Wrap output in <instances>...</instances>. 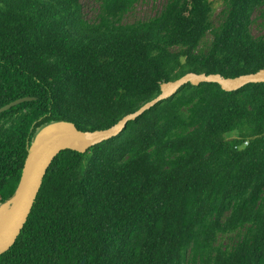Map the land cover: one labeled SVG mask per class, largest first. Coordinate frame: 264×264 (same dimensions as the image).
Listing matches in <instances>:
<instances>
[{
    "label": "trees",
    "instance_id": "1",
    "mask_svg": "<svg viewBox=\"0 0 264 264\" xmlns=\"http://www.w3.org/2000/svg\"><path fill=\"white\" fill-rule=\"evenodd\" d=\"M140 1L99 0L89 20L80 0H0V109L33 98L0 113V207L47 125L112 129L187 73L264 69V0H224L218 25L213 0L125 23ZM0 264H264V82L186 84L118 136L61 151Z\"/></svg>",
    "mask_w": 264,
    "mask_h": 264
},
{
    "label": "water",
    "instance_id": "2",
    "mask_svg": "<svg viewBox=\"0 0 264 264\" xmlns=\"http://www.w3.org/2000/svg\"><path fill=\"white\" fill-rule=\"evenodd\" d=\"M214 82L219 83L226 91L232 92L249 83L264 82V69L235 78H227L221 74L187 73L177 80L164 83L157 98L146 103L139 111L129 115L112 129L83 132L74 123L66 121L54 122L41 129L29 148L17 192L6 203L12 204V214L0 233V255L13 246L22 232L42 186L47 169L61 151L71 149L85 152L92 146L121 134L127 129L130 122L145 114L157 103L176 94L182 86L189 83L200 85ZM32 99L31 97H24L15 100L2 107L0 113Z\"/></svg>",
    "mask_w": 264,
    "mask_h": 264
},
{
    "label": "rangeland",
    "instance_id": "3",
    "mask_svg": "<svg viewBox=\"0 0 264 264\" xmlns=\"http://www.w3.org/2000/svg\"><path fill=\"white\" fill-rule=\"evenodd\" d=\"M83 6L84 15L89 20H94L99 12V0H80ZM168 0H143L138 2L134 9L127 13L124 17L125 23H132L138 20H146L159 14L164 8ZM214 1V13L212 19L216 25L221 21L223 10L225 8L224 0ZM260 13L254 14L255 22L252 25V33L255 37H259L264 34V19L259 17ZM212 35L209 34L207 40H210ZM230 237H226L225 243L230 242Z\"/></svg>",
    "mask_w": 264,
    "mask_h": 264
},
{
    "label": "bare ground",
    "instance_id": "4",
    "mask_svg": "<svg viewBox=\"0 0 264 264\" xmlns=\"http://www.w3.org/2000/svg\"><path fill=\"white\" fill-rule=\"evenodd\" d=\"M12 214V204H5L0 208V233L5 228Z\"/></svg>",
    "mask_w": 264,
    "mask_h": 264
}]
</instances>
